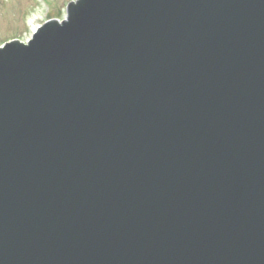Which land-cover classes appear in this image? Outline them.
<instances>
[{"label":"water","instance_id":"obj_1","mask_svg":"<svg viewBox=\"0 0 264 264\" xmlns=\"http://www.w3.org/2000/svg\"><path fill=\"white\" fill-rule=\"evenodd\" d=\"M0 264H264V0H73L2 44Z\"/></svg>","mask_w":264,"mask_h":264},{"label":"rangeland","instance_id":"obj_2","mask_svg":"<svg viewBox=\"0 0 264 264\" xmlns=\"http://www.w3.org/2000/svg\"><path fill=\"white\" fill-rule=\"evenodd\" d=\"M73 0H0V46L8 40L27 41L42 23L62 19Z\"/></svg>","mask_w":264,"mask_h":264}]
</instances>
